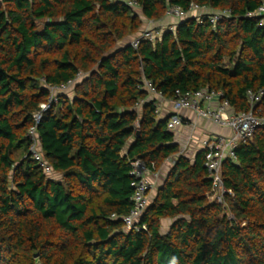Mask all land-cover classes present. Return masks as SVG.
Instances as JSON below:
<instances>
[{
	"label": "trees",
	"instance_id": "trees-1",
	"mask_svg": "<svg viewBox=\"0 0 264 264\" xmlns=\"http://www.w3.org/2000/svg\"><path fill=\"white\" fill-rule=\"evenodd\" d=\"M261 3L0 0V264H264V125L223 161L224 204L209 200L202 150L192 163L176 155L145 229L119 218L132 207L129 160L159 169L179 152L143 81L165 100L206 88L249 110L247 92L264 91V27L247 13ZM191 4L230 16L211 25L188 13L130 45L144 22ZM73 80L36 126L47 174L29 153L33 114L47 85Z\"/></svg>",
	"mask_w": 264,
	"mask_h": 264
},
{
	"label": "built area",
	"instance_id": "built-area-1",
	"mask_svg": "<svg viewBox=\"0 0 264 264\" xmlns=\"http://www.w3.org/2000/svg\"><path fill=\"white\" fill-rule=\"evenodd\" d=\"M133 5V1L129 2ZM206 8L191 4L188 11H183L179 6H172L167 15L176 19H180L191 13L198 20L207 19L211 25H215L221 19L230 16L228 9L207 13ZM249 17H256L258 25L264 27V3H261L254 12L247 13ZM150 24L153 22L149 21ZM174 26L169 29L173 30ZM161 35V29L148 27L143 29L136 37H134L130 45L135 49L141 40H148L154 43ZM80 77V76H79ZM75 80L60 86L47 85L49 95L46 101L39 104L38 110L33 114V126L29 129L31 156L44 168L47 174H52L51 168L44 162L41 151L37 148V130L36 126L41 121L43 114L51 109L52 105L58 101V93L67 91ZM143 87L148 90L149 94L156 99V113L159 115L158 100L165 98L157 93L147 80L143 81ZM264 91H248L247 99L249 102V110L244 112H234L229 102L223 97L221 91L200 88L193 92L181 93L176 91L175 98L168 100L172 104V111L168 118L166 129L173 132L176 127L183 123V119L177 115L180 110L186 109L194 113L196 118L208 120L218 126L226 127L232 131V135H217L214 138H207L202 141V149L204 152L203 165L206 169L207 177L211 181V190L209 192V200L218 204H224V196L227 190L222 181L221 167L225 159H235L234 149L239 143L250 138L255 129L264 125V112H259L256 108ZM130 175L133 178L131 186L133 193L131 196L132 207L126 215L119 217L126 231L145 229L144 225H139V221L145 212L149 202L151 193L154 190V180L159 177L160 169L155 167L153 162L147 163L145 160L135 158L129 160ZM117 219V215L111 216Z\"/></svg>",
	"mask_w": 264,
	"mask_h": 264
},
{
	"label": "crops",
	"instance_id": "crops-1",
	"mask_svg": "<svg viewBox=\"0 0 264 264\" xmlns=\"http://www.w3.org/2000/svg\"><path fill=\"white\" fill-rule=\"evenodd\" d=\"M207 10V9H206ZM209 11V10H207ZM165 20L168 19V24L174 26L179 22L180 19H176L172 16H165ZM162 19V20H164ZM162 29H165L166 26L164 24H160ZM73 92H69L68 95L72 96ZM158 111L159 116L169 117L171 114L175 113L172 111V104L168 100H158ZM183 119V123L176 127V129L172 132L174 135V143L178 145L179 152L175 155H181L188 159L191 163L194 161L196 154L199 151H202V141L207 138H214L217 135L230 136L232 135V131L226 127L218 126L208 120L196 118L194 113L189 110L182 109L178 113H176ZM176 159V158H175ZM174 159V160H175ZM166 162V160H165ZM159 168L160 176L154 180V190L151 193L150 201L154 197L158 187L162 184L163 179L167 175L172 165H167L166 163ZM172 220L166 218L161 220V231L165 233L171 224ZM169 224V225H167Z\"/></svg>",
	"mask_w": 264,
	"mask_h": 264
},
{
	"label": "rangeland",
	"instance_id": "rangeland-1",
	"mask_svg": "<svg viewBox=\"0 0 264 264\" xmlns=\"http://www.w3.org/2000/svg\"><path fill=\"white\" fill-rule=\"evenodd\" d=\"M164 19V18H163ZM151 22H153L152 24H150V22H144V25H143V27L140 29V32L143 30V29H146V28H148V27H151V28H154V29H156V30H158V29H162V26L160 25V24H164V26H166V28L168 27H170L171 26V24L169 25L168 24V19L167 20H159V21H151ZM71 88H72V86L67 90V91H65L66 93H69L70 92V90H71ZM65 92H63V93H65ZM176 157V156H175ZM175 157L173 156L172 158H169V159H167L166 160V164L167 165H173V163H174V159H175ZM159 176H160V173H159ZM167 225H169V224H167Z\"/></svg>",
	"mask_w": 264,
	"mask_h": 264
},
{
	"label": "water",
	"instance_id": "water-1",
	"mask_svg": "<svg viewBox=\"0 0 264 264\" xmlns=\"http://www.w3.org/2000/svg\"><path fill=\"white\" fill-rule=\"evenodd\" d=\"M138 134H139V132L137 131V132L135 133V135L137 136ZM34 257L37 258V257H38V254H35Z\"/></svg>",
	"mask_w": 264,
	"mask_h": 264
}]
</instances>
